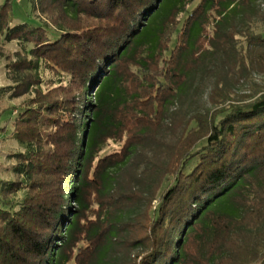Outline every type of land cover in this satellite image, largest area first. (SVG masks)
<instances>
[{"label": "trees", "instance_id": "1", "mask_svg": "<svg viewBox=\"0 0 264 264\" xmlns=\"http://www.w3.org/2000/svg\"><path fill=\"white\" fill-rule=\"evenodd\" d=\"M196 1L37 0L51 38L11 26L14 0H0V35L33 47L8 65L5 91L35 94L15 123L27 146L14 155L18 180L1 187L18 209L0 208V264H104L119 244L146 246L132 264H264V97L224 107L231 92L214 89L221 107L194 114L193 128L174 111L206 55L231 58L238 35L264 65V37L236 23L259 0ZM42 66L67 84L44 94ZM110 141L120 151L100 157ZM166 177L150 216L148 194ZM142 199L145 211L122 222Z\"/></svg>", "mask_w": 264, "mask_h": 264}, {"label": "rangeland", "instance_id": "2", "mask_svg": "<svg viewBox=\"0 0 264 264\" xmlns=\"http://www.w3.org/2000/svg\"><path fill=\"white\" fill-rule=\"evenodd\" d=\"M4 1L1 0L2 3ZM198 2L199 0L193 6ZM257 8L250 14L249 18L236 23L239 30L246 31L249 28L254 35L264 37V0L258 1ZM14 16L15 20L11 26L21 23L45 26L51 38L59 36L53 22L40 12L37 0H14ZM184 18L185 16L181 17L182 21ZM209 34L212 35V28L209 29ZM177 38L178 33L172 36V42L169 46L170 50L174 48ZM235 47L236 51L231 53V58L216 53L206 55L204 68L199 73H195L187 93L182 96L176 107H174V111L179 113L178 117L182 118L184 125L189 123L190 128H193L196 126V122H193L190 118L194 114H211L221 107V103H217L210 98L214 89H226L231 92V101L227 102L225 106L223 105L224 107L229 105L245 107L264 97V65L253 63V60H251L252 57L245 36L241 34L237 36ZM32 48V45H26L19 41L7 42L5 36L0 35V129L4 130V132L0 133V208L11 210H17L18 208L4 205L1 187L5 182L18 180L14 172V167L17 164L14 155L25 152L27 146L20 144L14 139L15 123L26 109L29 100L35 98V94L29 92L22 97L14 98L11 91H5L9 87L14 86L13 81L9 77L8 65L16 61L19 56H29ZM169 55L167 53L163 57L162 66L165 64L164 62L169 60ZM40 75L43 80L41 90L44 94H48L58 88L60 84L65 85L68 82V77L48 70L45 66L40 69ZM121 147L122 144L110 141L100 154V157L118 152ZM173 184V177H166L162 181V188L156 195L154 193L148 194L150 198H155L152 202L150 216H153L158 209L161 195ZM24 194V192H19L16 196H7L5 200L20 202ZM139 201L137 207L129 209L120 215L122 222L132 221L136 215L145 211L148 200L142 199ZM73 205L75 206V204ZM91 218L94 219L92 216ZM123 237L125 238V234ZM261 237L264 239V235H261ZM259 239L260 237L255 240L260 241ZM85 245V243H82L80 246ZM262 246L264 247V244ZM146 251L147 248L144 245L122 246L119 244L104 264H132L134 260L140 262ZM68 264L74 263L70 262Z\"/></svg>", "mask_w": 264, "mask_h": 264}]
</instances>
